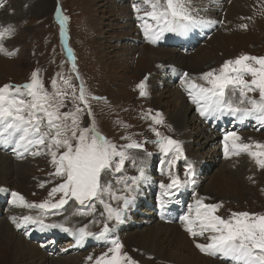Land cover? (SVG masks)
<instances>
[{
    "label": "rangeland",
    "instance_id": "rangeland-1",
    "mask_svg": "<svg viewBox=\"0 0 264 264\" xmlns=\"http://www.w3.org/2000/svg\"><path fill=\"white\" fill-rule=\"evenodd\" d=\"M107 1L0 0V93L4 89H25L31 99L34 98L31 106L42 109L47 121H56L54 130L50 133L51 140L48 142L54 147L48 151L46 159H35L37 164L27 168L24 174L13 168L8 175L9 185L0 184V189L3 187L8 188L7 190H17L23 195V205L21 202H15L13 207L8 208L7 204L0 206V216L8 218L11 209L25 216L43 215L47 222L53 223L59 219L63 220L65 215L73 212L72 205L89 212V203L97 204L100 199L101 202L96 205L97 216L103 215V221L110 223V208L117 207L121 202L118 198L122 187L120 178L126 174L135 175L141 164L138 159H143L146 163L145 174L153 178V181H148L142 192H149L151 188L153 190L146 194L147 199L141 196L139 201L146 202L149 199L152 204H148L155 205L153 199L157 190L153 183L158 185L165 178L164 168H171L173 172L186 176L185 189L188 195L184 197L185 208L191 196L199 195L201 202L194 197L192 210L200 211L203 205L207 212H201V218L214 219L220 228L212 229L210 233L230 232L236 237V243L242 240L243 244L249 247L251 246L246 240H257L264 244V126L251 128L250 123L239 131L251 132L249 138L244 140L248 145L253 143L252 147L256 149L254 153L250 146L246 145L234 150L233 155L230 153L229 158L225 159L219 154L222 145L216 139L199 150L191 151L189 146L194 144L190 142L193 140L183 139L176 124L169 121L171 126H166L160 113L162 109L152 105L154 96L158 97L160 94L159 89L156 88L152 99L142 104V92L136 86L145 83V76H148L149 71L154 74L164 65L154 62L151 64L148 61L140 62V65L136 63L139 53H133L134 50L125 47L127 44L138 45L141 40L132 32L135 26L125 25L126 21L121 17L127 15L123 12V7L130 2L110 0L108 5ZM158 1L169 5L181 2ZM225 2L221 11L216 10L214 16L219 22L215 23L212 19L208 20L212 16L213 5L210 7L205 0H193L200 10L204 7L209 9L210 13L203 15L198 29L191 30L194 35L192 39L182 41L178 35L172 34L169 36L170 41L167 42V38L166 42L160 43L165 47L156 46L167 56L178 54L184 59L180 64L166 65L158 71L154 82L166 84L173 89L180 84V78L176 77L178 72L183 70L186 73L184 80L189 79L191 83L201 84L205 83L204 79L208 75L215 79L225 67L230 70L229 74H236L227 85L233 82L236 86H241L250 81L255 88L252 91L253 99L264 102V0ZM58 10L62 15L61 19L56 17ZM139 22L137 19L136 23ZM150 22L151 20L148 21L149 25ZM155 35L151 36L153 45L157 40ZM15 48L18 52L12 55L10 51ZM213 78L210 81H215ZM226 89L225 86L216 87L209 96L212 100L218 99ZM40 90L42 92L38 93ZM196 90L203 95L197 86ZM143 91L145 92V86ZM252 97L244 96L243 99ZM111 98L118 100L116 103L119 102L120 105L126 104L130 108V114L120 116L117 105ZM40 99L44 101L41 102ZM164 101L167 102L168 99ZM247 102L246 106L250 108L262 104ZM147 113L159 114L162 124L152 129L153 122L149 120ZM166 115L169 120V115ZM191 118L190 115L189 119ZM232 123L233 120H228L220 126L229 129ZM192 127L190 132L194 133V126ZM166 134L170 135L172 141H181V151L168 156L166 147L149 143L150 140L151 143L155 142L149 137L156 138ZM196 137L198 138V135L194 136ZM45 138H49L48 132L45 133ZM138 143H141L142 147ZM193 153L195 155H192ZM189 156L196 160L200 169L197 176L189 167ZM2 170L3 167H0V172ZM17 175H20V187H15ZM32 182L34 186L31 190ZM60 182L66 183L61 196L53 195ZM138 183L139 180L128 182L127 186H131V191L125 193V198L133 196L134 186ZM47 184H52V187L45 189ZM58 196L59 200L53 202ZM135 209H131L130 213H135ZM209 213L212 216H209ZM70 217L73 215L67 216L68 222ZM76 219L80 221L74 224L83 223L85 220L98 221V218L89 217L88 213ZM156 221L150 209L146 208L133 214L112 233L106 234L101 229L92 231L89 242L81 250H75L77 247L66 248L70 252H84L69 255L75 261L71 264H102V258L99 259L95 254L91 258V253L111 248L120 237V248L98 252L102 256L113 258L114 263L111 264H191L176 257H160L155 245L141 237V233L153 228ZM13 225V229L23 236V240L18 243L25 250L39 249L44 254L53 255V249L64 247L70 239V234L64 232L58 236L57 243L52 242L54 234L43 231H36L28 239L21 232L22 225ZM32 228V223L26 220L23 229L28 231ZM3 233L4 223L0 221V234ZM8 234L12 236V232ZM205 234H208V231ZM9 246L13 248L14 253V246L11 243ZM173 247V253L180 251L181 255H191L185 242L175 243ZM9 249L5 245L0 248L2 260L7 258L5 254ZM138 250L141 252L135 255L133 251L139 252ZM197 251L200 252L199 249ZM204 252L206 256L203 257L209 261L208 264H212L211 260L216 259L224 264L232 261L229 256L223 257L221 253L212 255ZM255 253L264 254V245ZM30 255H23L17 263L32 264ZM204 259L201 258L202 261ZM198 262L197 260L196 264H199Z\"/></svg>",
    "mask_w": 264,
    "mask_h": 264
},
{
    "label": "bare ground",
    "instance_id": "bare-ground-1",
    "mask_svg": "<svg viewBox=\"0 0 264 264\" xmlns=\"http://www.w3.org/2000/svg\"><path fill=\"white\" fill-rule=\"evenodd\" d=\"M111 1H107L108 5ZM126 1H129L131 4L129 3V5L123 7L124 10H122L127 13V15H122L121 17H123L122 19L126 21L125 25H129V27L135 26V30L132 32L138 35L141 43L138 45L127 44L125 49L134 50L133 53L136 54L137 52L139 53V58L136 62L138 64L140 62L144 63L148 61L151 62V64L154 62L159 65H164L160 66L158 71L164 69L166 65L180 64L183 62L184 58H182V55L178 54L167 56L166 53L158 49L156 46L159 45L165 47L164 44L160 45V43L162 41L166 42L167 38V42L170 41L169 36L172 34L178 35L182 41L192 39L194 35L191 30L198 29V24H201L200 21L201 18L204 17L203 15L210 13L209 9L204 7L200 10L199 7H197L198 4H194L193 0H191V3L190 1L186 3L185 1L180 0L181 2L172 5L158 3V0ZM225 1L227 0H205L210 7L213 5V11H211L212 16L211 18H208V20L212 19L215 23L219 22L214 15L216 10L221 11L224 7L223 3H226ZM197 2H199V0H197ZM190 5L194 7H191ZM251 9L253 10V8ZM56 17L57 19L62 18L59 10L56 13ZM137 19L140 20L138 24L136 23ZM149 20H151V25L148 23ZM163 21L164 23L162 24ZM152 35L157 36L155 45L152 44ZM0 40L2 41V37H0ZM17 52L18 50L16 48L10 51L12 55ZM197 56L200 55L197 54ZM126 58L127 57H125V59ZM156 67L157 65L155 68ZM158 71L154 74L149 71L148 76H145V83L136 86V88L142 92L140 95L143 99L142 104H146V100L152 99L156 88L159 89L160 94L158 97L154 96L152 105L164 110H161L160 113L165 119L166 126H171L170 122L176 124L177 129L182 132L181 137L183 139L189 141L193 140L190 142L194 144H190L189 146L191 151L194 152L195 150H199L200 148L210 144L212 140L216 139L222 145V150L219 154L225 159L229 158L230 153L232 156L234 150L244 148L246 145L250 146L252 153L255 152L256 149H253L252 147L253 143L251 142L250 145H248L244 140L249 138V134L251 132L239 133L243 127L250 125V123H252L251 128L264 126V102L256 98L253 99L252 94L254 92L252 91L254 85L251 84L250 81H248L245 85L242 84L241 86L239 84V86H236L233 82L227 85L228 82H230V79L236 74H229L230 70L225 69L224 67L219 76L215 79L212 75H208L204 79L205 83L200 84L197 82V84H195L189 82V79L184 80L186 73L181 70L178 72L176 77L180 78V84L175 88L170 89V87L166 84L160 85L159 83L154 82L157 78L156 74ZM212 78L215 81H210ZM143 86H145V92L143 91ZM196 86L203 92V95L198 93ZM224 86L227 87V89L222 92V97L220 95L221 98L219 97L218 99L212 100L209 93L216 87L222 88ZM90 89H92L91 85ZM150 90H152L151 93L153 94L150 93ZM41 92L42 91L40 90L38 93ZM244 96L252 98L244 100ZM112 99L113 98H111V100ZM164 99H168V101L166 102ZM40 100L41 102L44 101V99ZM113 100L115 101V105H117L118 114L120 116L130 114V108L126 104L120 105L119 102L116 103L118 100ZM33 101L34 98L31 99L25 89H4L2 93H0V167H3L4 169L0 172L1 185H9L8 175L14 169L24 174V171L27 168L37 164L35 159H46L48 151L54 147V145H50L48 142L51 140L50 133L54 130L56 121L50 122L44 119L45 115L42 112V109L38 106H31ZM247 101L262 102V104L261 106L256 105L255 107L250 108L249 106H246L248 103ZM166 114L169 115V120ZM190 115L192 116L191 119H189ZM147 117L151 122H153L152 129H155L156 125L162 124V118L159 114L152 115L149 113L148 115L147 113ZM228 120H233L231 128L228 129V127L226 128L224 126H220L221 123L225 124ZM192 126H194V133L190 132L193 128ZM47 132L49 134L48 139L45 138V133ZM185 133L187 134L184 136ZM195 135H198V138H194ZM149 138L154 139L155 141L154 143H151L150 140V144H157L160 147H166L168 156H170L173 152H179L182 150L180 145L181 141H172V138L168 134L164 136L158 135L156 138ZM138 144L142 147L141 143ZM229 144L233 145V147L231 145L229 146ZM192 155H195V153ZM189 159L191 161L189 167L194 172L195 176H197L200 169L197 167L196 160L190 156ZM138 160L141 164L137 173L131 176L126 174L124 177L120 178L122 181V187L118 193V198L121 202L117 204V207L112 206L110 208L109 214L112 216L110 223L103 221V215L97 216L96 205L101 202L100 199L97 204L89 203V212L87 209H79L77 206L70 204L72 205L73 212L65 215L63 220L59 219V221L56 220L53 223L51 221L47 222L46 217L43 215L34 216L33 214H29L26 216H33L34 218H26L25 215L18 211L13 212L11 209L9 210L11 213H8V218L0 216V221H3L4 223V233L2 235L0 234V238L3 237L0 240V246L3 247L5 245L7 249L10 248L8 252H6L7 254H5L7 258L2 260L1 257L0 262H3L2 264H19L17 261L22 259L23 255L31 254L30 257L32 259V264H71L75 261L70 258L69 255H77L78 252L81 251L70 252L66 248L77 247L75 250H81V248H84L89 242L92 231L101 229L106 234L112 233L114 229L123 224L125 220H129L133 214L149 208L150 212L153 213L157 221L153 228L142 232L141 237L148 240L151 245H155L156 252L160 257H176L186 261V263L190 262L191 264H196V261L198 260L199 264H208L207 262L209 261L203 257L206 256L204 251H207L212 255L214 253H221L223 257L229 256L232 259L229 264H238V261L243 264H264V254L255 253L261 245H264L262 242L257 240H246L251 246L249 247L248 245L243 244L244 242L242 240L236 243V237H234L230 232L210 233L212 229L217 230L220 228L217 227L214 219L208 217H205V219L201 218V212H207L203 205L201 206L200 211L198 209L192 210V201L194 197L199 199L201 202L199 195H195L193 197L191 196L190 201L185 208L184 197L185 195L187 196L188 193L186 194L185 188H187V184H185L186 176L184 174H180L179 172L175 173L171 170V168H164L163 173L165 174V178L161 180L158 185L153 183L155 184L154 187H156L157 190L156 196L153 199L155 205L148 204V202L151 203L149 199L146 202L139 201L141 196L147 199L146 194L153 190V188H151L149 192H142V188L147 185L148 181L152 182L153 178H150L145 174V160ZM19 178L20 175H17L15 187L21 186L18 180ZM137 180H139V183L134 186L133 196L131 198H125V193L131 189V186H127L128 182H136ZM112 185L113 184H110V186ZM33 186L34 182L30 185L31 190L33 189ZM65 186L66 183L60 182V184L54 189L55 193L53 195L61 196V192L64 190ZM35 187H37V185ZM51 187L52 184H47V188L45 189H50ZM7 189L8 188L3 187L0 189V198H2V200H0V206H5V204H7L9 208L13 207L15 202L22 203V194H20L17 190ZM26 189L28 190V188ZM28 193L31 195L30 191H28ZM60 196L53 199V202L58 201ZM6 200H8L10 204L7 203ZM133 208H136L135 213H130V210ZM142 212L145 213L144 211ZM86 213H88L91 218H98V221L85 220L83 223L74 224V222L80 221L76 218H81ZM69 215H73V217H70V222H68L67 219V216ZM209 216H212V214L209 213ZM26 220L27 222L32 223L33 228L31 230L25 231L23 229ZM118 221L119 224L117 225ZM12 223L22 225L21 232L28 239L32 237L36 231H43L47 233L52 232L54 236L51 241L56 243L58 242V236H61L64 232L70 234V239L66 241L64 247L53 249V255L44 254L39 249L25 250V248L18 243L23 240V236L13 229L15 225ZM211 226L213 228H211ZM237 226H239V223ZM121 227H123V225ZM1 228H3V226H1ZM206 231H208V234H205ZM9 232H12V236L8 234ZM121 240L122 237L116 239L114 245L109 249H103L97 251V253L92 252L90 257L92 258L95 254L99 259L102 258V264L114 263L113 258L102 256L98 254V252L102 253V251L120 248ZM182 242L186 243V247L190 249L191 255H181L180 251L178 253H173V245L175 243L181 244ZM9 243L14 246V253L12 252L13 248L9 246ZM197 249H199L200 252L197 251ZM138 251L139 252L133 251V253H135V255H139L141 250ZM201 258L204 260L202 261ZM87 259H89V257ZM211 261L212 264H224L217 259Z\"/></svg>",
    "mask_w": 264,
    "mask_h": 264
}]
</instances>
